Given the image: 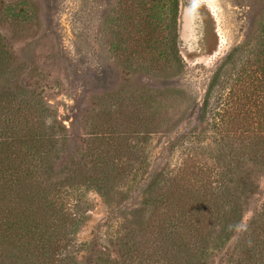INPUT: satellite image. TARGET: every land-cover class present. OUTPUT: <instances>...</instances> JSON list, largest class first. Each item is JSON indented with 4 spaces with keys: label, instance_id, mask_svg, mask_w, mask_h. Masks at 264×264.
Listing matches in <instances>:
<instances>
[{
    "label": "rangeland",
    "instance_id": "obj_1",
    "mask_svg": "<svg viewBox=\"0 0 264 264\" xmlns=\"http://www.w3.org/2000/svg\"><path fill=\"white\" fill-rule=\"evenodd\" d=\"M0 264H264V0H0Z\"/></svg>",
    "mask_w": 264,
    "mask_h": 264
},
{
    "label": "flooded vegetation",
    "instance_id": "obj_2",
    "mask_svg": "<svg viewBox=\"0 0 264 264\" xmlns=\"http://www.w3.org/2000/svg\"><path fill=\"white\" fill-rule=\"evenodd\" d=\"M188 18H186V15H185V21L187 20ZM188 28V20H187V22H186V24H185V22H184V27H183V29H187ZM182 39L184 40H186V37H184L185 35L183 34V32H182Z\"/></svg>",
    "mask_w": 264,
    "mask_h": 264
},
{
    "label": "trees",
    "instance_id": "obj_3",
    "mask_svg": "<svg viewBox=\"0 0 264 264\" xmlns=\"http://www.w3.org/2000/svg\"><path fill=\"white\" fill-rule=\"evenodd\" d=\"M250 235L252 236V237H254L255 239H257V237H256V229H252L250 232Z\"/></svg>",
    "mask_w": 264,
    "mask_h": 264
},
{
    "label": "bare ground",
    "instance_id": "obj_4",
    "mask_svg": "<svg viewBox=\"0 0 264 264\" xmlns=\"http://www.w3.org/2000/svg\"><path fill=\"white\" fill-rule=\"evenodd\" d=\"M188 13H189V12H188ZM188 13H187V14H188ZM188 15H190V14H188ZM190 17H192V16L190 15ZM186 18H188V16H187ZM186 22H187V21H185V24H186ZM188 22H191V21H189V19H188ZM183 34H184V33H183ZM191 36H192V35H191ZM184 37H186V35H185ZM186 38H187V37H186ZM188 41H189V40H188Z\"/></svg>",
    "mask_w": 264,
    "mask_h": 264
}]
</instances>
